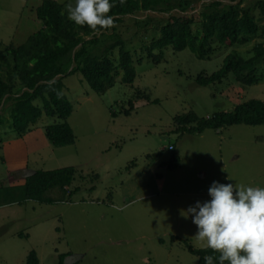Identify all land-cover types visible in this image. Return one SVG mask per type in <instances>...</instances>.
<instances>
[{
  "label": "rangeland",
  "instance_id": "1",
  "mask_svg": "<svg viewBox=\"0 0 264 264\" xmlns=\"http://www.w3.org/2000/svg\"><path fill=\"white\" fill-rule=\"evenodd\" d=\"M56 1L71 8L70 18L83 15L82 0ZM41 3L0 0L4 47L20 45L41 29ZM165 18L142 11L120 25L133 56L132 83L123 82L121 71L114 87L98 94L80 72L64 78L73 103L68 121L74 144L55 146L47 138L46 127L61 121L57 115L44 113L31 132L19 135L9 109L1 111L9 122L0 129V185H21L41 169L75 167L70 190H79L71 197L70 190L47 192L53 203L0 204V264H26L32 250L41 264H60L64 253L66 264H198L185 240L196 249L226 252L264 243V124L175 131V117L191 110L209 117L253 99L264 101V76L245 84L231 72L222 82L197 83L199 74L220 69L234 50L252 57L261 39L234 47L213 44L207 58L169 46L155 62L148 46ZM111 57L119 63L120 47ZM258 74H264V61ZM140 92L149 98L138 97ZM131 102L135 108L128 114ZM171 145L181 156L176 169L167 166Z\"/></svg>",
  "mask_w": 264,
  "mask_h": 264
},
{
  "label": "trees",
  "instance_id": "2",
  "mask_svg": "<svg viewBox=\"0 0 264 264\" xmlns=\"http://www.w3.org/2000/svg\"><path fill=\"white\" fill-rule=\"evenodd\" d=\"M82 0L83 15L70 18L71 8L56 0H42L37 8L41 29L20 45L3 46L0 41V129L9 122L1 111L9 109L13 129L23 135L32 131L31 125L45 113L57 115L59 123L46 127V136L55 146L76 142V134L68 119L73 103L65 88L64 78L80 72L98 94L106 93L116 84V76L123 72L122 80L132 83L136 77L133 56L125 49L126 38L119 27L126 16L139 12L167 15L155 29L148 46L150 57L161 61L164 49L172 46L176 51L191 49L200 58L214 51L213 44L234 47L261 39L255 44L254 55L244 58L237 50L229 53L220 69L197 77L200 86H209L233 73L242 83L261 81L259 64L264 61V0L247 7L245 0ZM203 2L199 12H191ZM260 10L257 16L256 11ZM147 27V26H146ZM128 29V28H127ZM120 47L119 63L112 55ZM159 50V53H155ZM248 72V73H247ZM138 97L149 98L145 93ZM43 105L35 104L37 99ZM125 108L130 114L135 105ZM176 132L203 133L208 129H221L236 124H264V101L253 99L239 104L233 111H221L202 117L194 110L175 117ZM172 147L169 169L180 166L181 156ZM76 168L37 170L21 185H0V204H23L32 199L53 203L45 197L54 189L70 190ZM79 187L69 191L70 197ZM24 236V234H22ZM189 251L199 257L198 264H264V243L250 245L241 252H226L215 246L196 249L185 240ZM68 254L60 255V264H66ZM26 264H41L38 253L32 250Z\"/></svg>",
  "mask_w": 264,
  "mask_h": 264
},
{
  "label": "crops",
  "instance_id": "3",
  "mask_svg": "<svg viewBox=\"0 0 264 264\" xmlns=\"http://www.w3.org/2000/svg\"><path fill=\"white\" fill-rule=\"evenodd\" d=\"M31 132V131H30Z\"/></svg>",
  "mask_w": 264,
  "mask_h": 264
}]
</instances>
